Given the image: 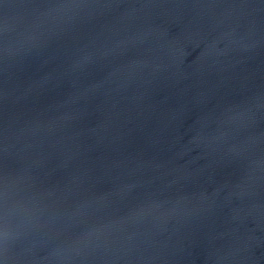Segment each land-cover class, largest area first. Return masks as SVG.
Returning <instances> with one entry per match:
<instances>
[{
    "label": "water",
    "instance_id": "obj_1",
    "mask_svg": "<svg viewBox=\"0 0 264 264\" xmlns=\"http://www.w3.org/2000/svg\"><path fill=\"white\" fill-rule=\"evenodd\" d=\"M0 264H264V0H0Z\"/></svg>",
    "mask_w": 264,
    "mask_h": 264
}]
</instances>
